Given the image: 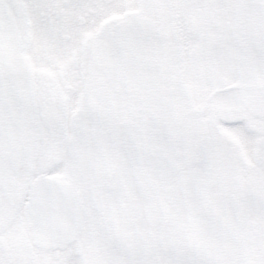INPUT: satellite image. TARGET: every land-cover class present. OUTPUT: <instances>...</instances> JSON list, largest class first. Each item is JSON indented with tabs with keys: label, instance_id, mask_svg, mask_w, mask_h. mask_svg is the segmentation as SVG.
I'll list each match as a JSON object with an SVG mask.
<instances>
[{
	"label": "snow or ice",
	"instance_id": "6c2138e0",
	"mask_svg": "<svg viewBox=\"0 0 264 264\" xmlns=\"http://www.w3.org/2000/svg\"><path fill=\"white\" fill-rule=\"evenodd\" d=\"M0 264H264V0H0Z\"/></svg>",
	"mask_w": 264,
	"mask_h": 264
}]
</instances>
